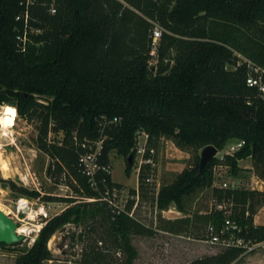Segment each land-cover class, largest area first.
<instances>
[{
  "label": "trees",
  "instance_id": "16d2710c",
  "mask_svg": "<svg viewBox=\"0 0 264 264\" xmlns=\"http://www.w3.org/2000/svg\"><path fill=\"white\" fill-rule=\"evenodd\" d=\"M156 26L161 36L152 64ZM248 62L264 67V0H0V105H13L20 117L38 121L36 143L50 157L48 171L64 173L81 196L20 189L68 207L44 222L15 264L51 259L48 242L69 223L91 224L93 230L97 224L124 255L123 264H134L138 250L132 237L152 236L154 228L134 217V200L118 211L101 198L121 188L111 178L110 152L126 158L130 173L128 157L136 158L141 133L147 134L146 158L162 138L195 151L193 163L155 192L161 213L172 206L185 213L159 217L158 229L195 233L201 240L210 232L225 238L231 220L239 228L237 237L264 241V224L254 221L264 190L214 185L216 166L237 175L246 158L264 180V98L246 83ZM51 133L61 138L51 141ZM238 141L244 144L237 151L213 158L199 171L198 150L212 144L222 151ZM98 142L102 168L94 188L80 156L94 152ZM149 168V163L140 166L139 188L132 191L139 197H146ZM207 188L215 200L212 209L187 213L185 199ZM90 252L86 263L106 264L103 252ZM242 252L224 247L189 264H234Z\"/></svg>",
  "mask_w": 264,
  "mask_h": 264
},
{
  "label": "rangeland",
  "instance_id": "374dc122",
  "mask_svg": "<svg viewBox=\"0 0 264 264\" xmlns=\"http://www.w3.org/2000/svg\"><path fill=\"white\" fill-rule=\"evenodd\" d=\"M5 105L1 104L0 107ZM15 120L16 124L11 128L0 126V209L14 218L18 228L27 226L29 235H25V239L16 245L0 247V264H15L17 256L32 245L33 238L37 236L38 229L44 222L68 207V203L64 201H43L29 197L21 193V188L36 190L41 195L74 197L78 200L81 198L73 190L64 173L48 171L50 157L42 152L36 143L38 121L20 117L17 110ZM60 138V134H49L51 141ZM144 140V136H141L139 144H143ZM201 151L202 149L198 150L199 156ZM194 155L193 149H180L171 140L162 138L155 150L153 163L147 171L150 181L146 182V197H139L132 191L139 188V170L144 164L142 156L136 153L132 170L128 173L126 158L115 151L110 152L111 178L121 185V188L116 189L117 203L124 208L129 200H134V217L148 227L158 228L159 217L177 215L178 210L174 206L165 213L157 210L153 202L155 192L162 185L172 182L179 172L193 163ZM3 163L6 168H3ZM239 165L241 170L237 175L227 166H217L214 169V185L225 188L264 189V183L257 181L259 177L255 173L251 158L241 160ZM20 198L31 203V210L25 209L20 213L17 211L16 202ZM214 205L212 188L199 190L185 199L186 211L191 215L210 211ZM184 214L182 212L181 217ZM261 216H264V205L259 207L254 217L256 224L263 221ZM96 228L93 230L91 224L86 223L65 225L49 240L48 247L52 256L44 264H88L84 259L87 254L92 256L90 250L103 252L106 255V264H123L124 255L111 245L109 238L97 224ZM200 231L203 233L204 228ZM101 236L105 237V240L100 241ZM184 236L183 240L189 242L185 250L177 247L176 242L169 240V236L165 234H158L153 238L148 235L133 236L132 241L135 240L133 243L139 252V258L134 264H189L196 256L209 255L208 253L213 255L224 249L221 244L199 239L195 233ZM234 264H264V248L260 247L242 255Z\"/></svg>",
  "mask_w": 264,
  "mask_h": 264
},
{
  "label": "built area",
  "instance_id": "2783aa9c",
  "mask_svg": "<svg viewBox=\"0 0 264 264\" xmlns=\"http://www.w3.org/2000/svg\"><path fill=\"white\" fill-rule=\"evenodd\" d=\"M160 36H161V29L159 26H156L154 28L153 36H152V38H153V47L151 50V55H152L151 63L152 64H155L157 61V56H158L157 47L159 44ZM248 66H249V72H248V76L246 78V83L248 86L256 88L258 90V92L260 93V95L262 96V98H264V67L254 65L251 62H248ZM141 136H144V138H145L143 144H139V138ZM146 142H147V134L141 133L138 136V144H137L138 146H137L136 153H138L142 156V159H143L142 162L152 164L153 163V156L155 154V150L150 149L149 150L150 156L148 158H146L145 157V155L147 153ZM243 144H244V141L234 142V143L228 145L226 149H224L222 151L218 150L217 157L220 160H223L225 155L233 154L240 147H242ZM83 146H85V144ZM100 149H101V142H98L96 150L94 152L84 153V154H81V156H80V165L82 167V171L84 174H86L89 177V182H90L91 186L94 188H97L96 173L98 170H100L102 168L101 165L98 163V155L100 154ZM147 181H150V178H148ZM257 181L258 182L261 181L264 183V180L261 178H258ZM224 186H226V183H224ZM252 189H255V188H252ZM257 190L263 191L264 189L260 188ZM117 192L118 191L116 189L113 190L112 194H110L109 191H107L102 196L101 199L108 202V204L111 207H113L114 209H117L119 211L123 208L117 203V199H118V193ZM86 199L88 201L97 200L96 198H86ZM30 205H31V203L27 199H24V198H20L16 202L17 211L19 213L24 212L25 209L31 210ZM219 208H222V205H219ZM166 211H163V212H166ZM178 213L181 214L180 211H178ZM224 231H228L227 237L222 238L218 234H214L213 232H210V237L205 241H209L210 243H218V244L223 245L224 247H231V246L241 247L243 249L242 255L251 253L260 247L264 248V241L252 242V241H246L243 238L237 237L236 233L234 231H239V228L231 220L226 221V226L224 228Z\"/></svg>",
  "mask_w": 264,
  "mask_h": 264
},
{
  "label": "water",
  "instance_id": "95a60500",
  "mask_svg": "<svg viewBox=\"0 0 264 264\" xmlns=\"http://www.w3.org/2000/svg\"><path fill=\"white\" fill-rule=\"evenodd\" d=\"M218 149L210 144L202 148L199 161V171L202 172L206 165L215 157H217ZM133 157L129 155L128 164L132 165ZM18 224L16 221L0 209V243L6 245H14L22 242L25 235L18 233Z\"/></svg>",
  "mask_w": 264,
  "mask_h": 264
},
{
  "label": "bare ground",
  "instance_id": "6f19581e",
  "mask_svg": "<svg viewBox=\"0 0 264 264\" xmlns=\"http://www.w3.org/2000/svg\"><path fill=\"white\" fill-rule=\"evenodd\" d=\"M11 109V111H9ZM16 109L11 105H5L0 107V126L3 128H11L16 124ZM3 168H6V164L3 163ZM40 229H38L39 231ZM18 233L22 235H29V231L26 227H19ZM34 239V238H33Z\"/></svg>",
  "mask_w": 264,
  "mask_h": 264
},
{
  "label": "crops",
  "instance_id": "0c3cea01",
  "mask_svg": "<svg viewBox=\"0 0 264 264\" xmlns=\"http://www.w3.org/2000/svg\"><path fill=\"white\" fill-rule=\"evenodd\" d=\"M165 213V212H164ZM178 217H181V214H179L178 212H177V215H174V216H169V217H167V218H178ZM256 217H258V215L256 216ZM262 218H263V221L260 223V224H264V216H261ZM256 222V221H255ZM154 234L152 235V236H150L151 238H153L154 236H156V235H158V234H165V235H167V236H169V237H167L169 240H173V241H175L176 242V244H177V247H179V248H181V250H185L186 249V247H187V245H189V242H187L186 240H183L184 238H185V236L183 235V234H173V233H170V232H167V231H165V230H162V229H158V228H154ZM158 233V234H157ZM135 240L133 239V241H132V243L134 242ZM133 245H134V243H133ZM135 246V245H134ZM136 247V246H135ZM137 249V248H136ZM209 255L211 254V253H208ZM200 257H203V255L202 256H196V257H194L193 259H196V258H200ZM138 258H139V252H138V257H137V259L136 260H138ZM192 259V260H193ZM135 260V261H136ZM191 260V261H192Z\"/></svg>",
  "mask_w": 264,
  "mask_h": 264
},
{
  "label": "snow or ice",
  "instance_id": "6c2138e0",
  "mask_svg": "<svg viewBox=\"0 0 264 264\" xmlns=\"http://www.w3.org/2000/svg\"><path fill=\"white\" fill-rule=\"evenodd\" d=\"M9 111H11V109H9Z\"/></svg>",
  "mask_w": 264,
  "mask_h": 264
}]
</instances>
